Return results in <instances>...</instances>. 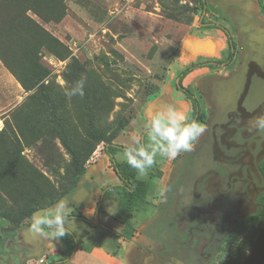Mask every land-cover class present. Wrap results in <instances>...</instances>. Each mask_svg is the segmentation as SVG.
<instances>
[{"label": "rangeland", "instance_id": "374dc122", "mask_svg": "<svg viewBox=\"0 0 264 264\" xmlns=\"http://www.w3.org/2000/svg\"><path fill=\"white\" fill-rule=\"evenodd\" d=\"M209 2L0 0V54L22 79L2 61L7 73L0 72V264H10V257L18 261L15 237L21 244L25 237L31 241L39 236L30 231L34 213L26 216L28 209L52 201L54 205L73 194L80 180L89 181L95 167L106 177L104 183L120 181L99 137L116 132L115 143L129 147L136 140L143 142L149 118L165 102L190 109L189 116L194 115L195 99L177 87V79L184 65L195 59L183 51L187 40L196 34L217 41L215 27L201 29L216 16ZM261 3L251 1L252 9H262ZM24 14L37 26L26 23ZM208 46L213 48V43ZM226 54L227 50L221 53ZM203 57L211 56H196ZM238 57L242 60L241 49ZM214 59L225 65L231 60ZM200 71L183 81L197 95L195 73ZM40 76L32 89L23 87L22 81L32 87ZM80 80L85 82V95L67 97L65 90ZM200 138L191 152L175 159L157 155L147 175H138L146 184L138 197L111 193L99 202L88 223L74 217L65 226L73 228L81 241L113 237L121 264H132L135 241L148 234L163 238L167 216L174 212V206L164 202L168 186ZM142 146L149 145L145 141ZM116 153V159L123 161V151ZM86 158L85 173L74 190L67 191ZM55 211L54 206L45 214L51 217ZM7 212L12 217L5 216ZM44 233L49 250L47 241L52 236L47 228ZM59 241V255L69 254L73 249L69 238ZM229 242L206 264H264V227L245 253H239L238 242ZM57 257L51 255L50 261Z\"/></svg>", "mask_w": 264, "mask_h": 264}, {"label": "flooded vegetation", "instance_id": "af4514ba", "mask_svg": "<svg viewBox=\"0 0 264 264\" xmlns=\"http://www.w3.org/2000/svg\"><path fill=\"white\" fill-rule=\"evenodd\" d=\"M251 1L262 2V9L253 10ZM209 7L216 16L207 27L223 32L228 44L225 57L231 60L225 65L199 59L184 67L177 79V87L193 96L198 107L191 118L206 131L168 186L164 202L173 205L174 212L167 216L163 238L147 233L132 240V264H206L264 203V130L248 124L264 114V0H210ZM202 68L206 70L195 75L197 95L183 81ZM234 75L238 77L231 89L240 85L237 100L221 99L223 84ZM105 184L98 190V210L106 190L114 185ZM95 185L85 181L87 188ZM71 202L77 208L83 205Z\"/></svg>", "mask_w": 264, "mask_h": 264}, {"label": "clouds", "instance_id": "9594fccd", "mask_svg": "<svg viewBox=\"0 0 264 264\" xmlns=\"http://www.w3.org/2000/svg\"><path fill=\"white\" fill-rule=\"evenodd\" d=\"M84 87L83 80L77 81L70 91L65 90V95L69 98H82L85 95ZM189 111L190 109L165 102L149 118L144 141L136 140L132 146L123 150V159L131 168L137 170L139 176L147 175L148 170L156 163L157 155L175 159L180 153L193 150L194 143L205 133L206 128L201 122L191 118ZM248 124L253 129L264 130V114L255 116ZM145 141L149 145L147 148L142 146ZM66 208L67 203L61 201L55 205L56 211L51 217L45 214L47 210L34 214L30 231L44 235V229L47 228L54 240L69 234L65 227Z\"/></svg>", "mask_w": 264, "mask_h": 264}, {"label": "crops", "instance_id": "0c3cea01", "mask_svg": "<svg viewBox=\"0 0 264 264\" xmlns=\"http://www.w3.org/2000/svg\"><path fill=\"white\" fill-rule=\"evenodd\" d=\"M214 21V20H213ZM208 27L201 28V29H207ZM200 30V29H199ZM198 30V31H199ZM216 31L218 32L217 35V41H215L211 36H207L205 38H199L196 37V34L193 35V37L189 40H187L184 44V52L188 53L191 57H195L194 60L190 59L191 61L187 62L184 67L190 65L192 62L198 61L199 59L196 58L199 54H207L210 55L211 57H208L210 59L214 58H223L225 55H221L223 50H228V44H227V39L223 35V32L219 29L216 28ZM209 42L213 43V48H210L208 46ZM205 58V57H203ZM200 58V59H203ZM207 58V57H206ZM219 60V59H216ZM183 67V68H184ZM4 65L2 61L0 60V72L4 75H6V71L4 69ZM206 69L202 68L201 71H204ZM200 71V69L194 70V72ZM193 72V73H194ZM200 72L195 73L196 75L199 74ZM165 86V83H164ZM164 87H162L163 89ZM152 106V105H151ZM128 147V146H127ZM117 154V153H116ZM115 154V155H116ZM125 161V160H123ZM95 171L89 173L88 175V180L90 182H96V185L87 188L85 186V179L83 180V189H80L78 193L75 195L76 202L78 203H83L82 206H79L78 208L73 205V203L70 201H66L67 207H72V210L65 209L66 214L74 215V217H77V215H80V217L83 219L85 222L88 223L89 220H91L92 215L94 213V210H98V201H97V194L99 187L104 183L103 181L106 180V177L100 173V170L95 167ZM118 183H121L119 181ZM117 184V183H113ZM109 185L112 184H105L103 187H108ZM103 188V192H104ZM105 193V192H104ZM107 193V190H106ZM112 193H117V192H112ZM111 193H108L109 195ZM119 194V193H118ZM106 197V195H105ZM73 201V200H72ZM102 201V200H101ZM52 209V208H51ZM51 209L48 212L51 211ZM55 214V213H54ZM72 219V218H70ZM67 219V220H70ZM66 230L69 232V234H66L63 238H69V242L72 244V254L68 257L66 255H59V247L61 246L59 240H54L53 238L51 240L47 241V244L49 247H51L49 250L46 249V243L43 241V235L39 234L38 237H33L34 239L28 240V238H23V242L20 244V238L15 237L13 241V245L17 246L16 252L18 253L19 259L18 261L16 259H13L10 257V264H28V261H33L34 264H40V262H44L47 260L45 264H55L57 262L58 264H121L122 259L119 257L117 249L118 245H114L115 241H112L111 238L113 237L108 236L101 238L100 240L97 239H83L82 241L80 238L76 235L75 231L73 228H69L68 226H65ZM50 232V231H49ZM26 239V240H25ZM109 239V240H108ZM55 244H58V246L54 247ZM80 245V246H78ZM48 251V252H47ZM51 255H56L58 256L56 259H53L50 261V256ZM80 257H84L86 260L85 262L78 261Z\"/></svg>", "mask_w": 264, "mask_h": 264}, {"label": "trees", "instance_id": "16d2710c", "mask_svg": "<svg viewBox=\"0 0 264 264\" xmlns=\"http://www.w3.org/2000/svg\"><path fill=\"white\" fill-rule=\"evenodd\" d=\"M30 8H27L26 12ZM22 19L30 24L31 26H37L35 25V22L27 15L24 14L22 16ZM32 28V27H31ZM0 60L4 62V64L8 67V69L16 76L17 79L20 81L22 80L19 76V74L15 71V69L12 67L10 63H8L4 57L0 54ZM43 77H39L34 85L30 87L24 81H22L23 87L26 88L27 90L32 89L35 87L42 79ZM117 137V133L113 132L108 135H102L101 137L98 138L100 142L105 143V150L106 153L109 154L110 160H111V165L113 169L115 170L118 178L120 179L121 183L114 184L110 186L107 189V193H112V192H117L120 195H123L125 197H138V194L141 191L144 190L143 186L146 184L143 183V180L138 177V172L137 170L131 168L126 161H118L115 157V154L117 151H123L127 146L123 144H118L114 142V139ZM88 158L83 160V163L80 167L77 168L75 177L72 180V183L68 187L67 191H73L75 186L77 185V182L82 178L83 173L86 171V166L85 162ZM54 202L52 201V205ZM46 206H41V207H32L27 210L26 216L31 217L32 214L40 208L47 207ZM5 216L7 217H12L10 213H4ZM67 219L73 218L74 215L66 214ZM77 217H80V215H77ZM264 227V203L261 205L260 210L254 214L248 217L246 220L241 222L238 227L236 228L235 232H233L230 236L229 243L233 242H238L237 247H239V253H245L247 250H251L253 247V240L255 236L258 234L260 230H262ZM73 250L69 252L66 257L70 256L72 254ZM55 264H58L55 262Z\"/></svg>", "mask_w": 264, "mask_h": 264}, {"label": "water", "instance_id": "95a60500", "mask_svg": "<svg viewBox=\"0 0 264 264\" xmlns=\"http://www.w3.org/2000/svg\"><path fill=\"white\" fill-rule=\"evenodd\" d=\"M185 44V43H184ZM184 48H185V46L183 45V51H184ZM242 76V75H241ZM237 77H238V75H234L233 77H231V78H229V79H227L226 80V83L225 84H223V86L222 87H224V89H223V91L220 93V96H221V99H223V98H229V100L231 99V100H233V101H236L237 100V97H238V95H239V90H240V85L238 86V87H236L235 89H231V85L232 84H235L236 83V81H237ZM226 87H229V89L228 90H226ZM227 100V99H226ZM83 179L82 180H80L79 181V183H78V187H77V189L73 192V194H71V195H67V196H64V197H62V199L60 200V201H58L57 203H59V202H61V201H70V200H76V198H75V195L78 193V191L80 190V189H83L84 187H83ZM56 203V204H57ZM56 204H54V205H50V206H47V207H43V208H41V209H38L36 212H34V214H36V213H39V212H44L45 210H47V211H49L52 207H54ZM46 211V212H47ZM34 214H33V216H34Z\"/></svg>", "mask_w": 264, "mask_h": 264}]
</instances>
